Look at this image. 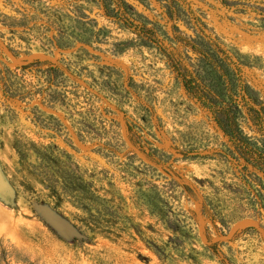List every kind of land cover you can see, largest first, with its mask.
<instances>
[{
    "label": "rangeland",
    "instance_id": "374dc122",
    "mask_svg": "<svg viewBox=\"0 0 264 264\" xmlns=\"http://www.w3.org/2000/svg\"><path fill=\"white\" fill-rule=\"evenodd\" d=\"M126 1L168 47L158 0ZM186 2L264 101V19L245 0ZM230 149L98 0H0V264H264V177Z\"/></svg>",
    "mask_w": 264,
    "mask_h": 264
},
{
    "label": "trees",
    "instance_id": "16d2710c",
    "mask_svg": "<svg viewBox=\"0 0 264 264\" xmlns=\"http://www.w3.org/2000/svg\"><path fill=\"white\" fill-rule=\"evenodd\" d=\"M106 16L132 28L140 42L155 46L167 60L172 72L186 92L211 118L229 142V153L243 161V169L250 166L264 177V101L246 81L242 73L240 54L228 49L217 36L203 30L202 21L186 12V0H158L161 15L171 23V44L166 47L156 39L155 22L137 20L126 14V0H98ZM228 1L221 0L229 6ZM245 0L256 15L264 19V3ZM185 19L191 25V33L181 30L179 21ZM245 120L253 131L248 135L241 125ZM260 188L262 178L255 176ZM264 210V192H260Z\"/></svg>",
    "mask_w": 264,
    "mask_h": 264
},
{
    "label": "water",
    "instance_id": "95a60500",
    "mask_svg": "<svg viewBox=\"0 0 264 264\" xmlns=\"http://www.w3.org/2000/svg\"><path fill=\"white\" fill-rule=\"evenodd\" d=\"M7 190V185L5 180L3 179V176L0 172V193L4 194ZM39 208L41 209V211L43 212V214L55 225L59 226V227H65V224L57 217L55 216L53 213H51V211H49L47 208H45L42 205H39ZM263 239H264V235H263Z\"/></svg>",
    "mask_w": 264,
    "mask_h": 264
}]
</instances>
